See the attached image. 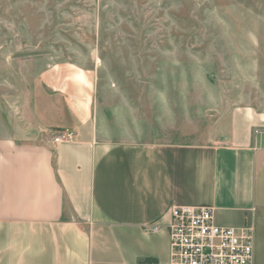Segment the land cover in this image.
I'll return each instance as SVG.
<instances>
[{"label": "crops", "instance_id": "crops-1", "mask_svg": "<svg viewBox=\"0 0 264 264\" xmlns=\"http://www.w3.org/2000/svg\"><path fill=\"white\" fill-rule=\"evenodd\" d=\"M96 83L92 69L51 62L0 129V264H168L172 204L251 224V264H264V111L232 108L221 142L110 140ZM65 130L72 139L55 142Z\"/></svg>", "mask_w": 264, "mask_h": 264}, {"label": "rangeland", "instance_id": "rangeland-1", "mask_svg": "<svg viewBox=\"0 0 264 264\" xmlns=\"http://www.w3.org/2000/svg\"><path fill=\"white\" fill-rule=\"evenodd\" d=\"M64 61L95 72L101 138L221 142L264 111V0H0V129Z\"/></svg>", "mask_w": 264, "mask_h": 264}, {"label": "built area", "instance_id": "built-area-1", "mask_svg": "<svg viewBox=\"0 0 264 264\" xmlns=\"http://www.w3.org/2000/svg\"><path fill=\"white\" fill-rule=\"evenodd\" d=\"M65 130L55 142L70 140ZM170 255L168 264H251L253 258L252 225L219 226L214 223L213 208L170 205L167 210ZM147 230H157L153 224Z\"/></svg>", "mask_w": 264, "mask_h": 264}]
</instances>
